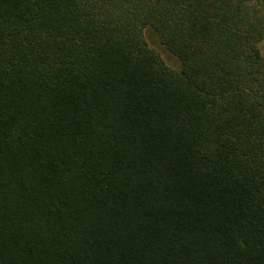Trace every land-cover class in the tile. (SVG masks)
I'll return each instance as SVG.
<instances>
[{"label": "trees", "instance_id": "16d2710c", "mask_svg": "<svg viewBox=\"0 0 264 264\" xmlns=\"http://www.w3.org/2000/svg\"><path fill=\"white\" fill-rule=\"evenodd\" d=\"M262 41L264 0H0V264H264Z\"/></svg>", "mask_w": 264, "mask_h": 264}, {"label": "rangeland", "instance_id": "374dc122", "mask_svg": "<svg viewBox=\"0 0 264 264\" xmlns=\"http://www.w3.org/2000/svg\"><path fill=\"white\" fill-rule=\"evenodd\" d=\"M143 38L148 45L164 63V65L170 69H177L179 67V60L176 56L171 54L159 41L157 35L151 29H145L143 31ZM259 50L264 55V41L259 44Z\"/></svg>", "mask_w": 264, "mask_h": 264}]
</instances>
